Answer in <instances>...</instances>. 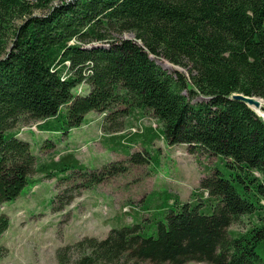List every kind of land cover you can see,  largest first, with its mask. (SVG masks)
<instances>
[{
    "label": "trees",
    "instance_id": "trees-1",
    "mask_svg": "<svg viewBox=\"0 0 264 264\" xmlns=\"http://www.w3.org/2000/svg\"><path fill=\"white\" fill-rule=\"evenodd\" d=\"M126 33L133 39L119 38ZM81 85L87 93L74 94ZM233 94L264 102V0H0V208L54 179L52 212L63 213L125 174L120 162L89 170L72 151L38 161L13 132L35 123L66 138L96 112L110 149L129 156L140 142L129 162H147L144 148L163 140L228 170L203 169L184 202L147 194L123 212L136 215L131 224L116 220L104 239L58 248L57 264H264V122ZM197 96L207 100L192 104ZM135 114L151 115L160 129L139 122L118 134L121 119ZM243 217L259 224L230 231ZM8 226L0 212V235Z\"/></svg>",
    "mask_w": 264,
    "mask_h": 264
},
{
    "label": "rangeland",
    "instance_id": "rangeland-1",
    "mask_svg": "<svg viewBox=\"0 0 264 264\" xmlns=\"http://www.w3.org/2000/svg\"><path fill=\"white\" fill-rule=\"evenodd\" d=\"M119 38L130 40L133 36L126 33ZM152 59L169 74L174 71L186 74L185 70L164 59ZM73 93L84 95L87 87L81 85ZM205 100L203 96H197L191 103ZM258 117L264 122L263 117ZM102 120V114L89 112L83 124L73 129L65 139L40 133L35 123L18 125L13 129L30 144V151L38 161H46L72 151L89 170L120 162L127 171L93 190L81 193L63 213L52 212L51 201L57 193L54 179H42L33 188L30 185L24 187L16 200L0 208V212L9 220L8 229L0 235V264H57L55 253L58 248L72 245L84 237L104 239L111 226L118 222L116 220L131 224L136 215L123 212L129 211V205L141 207L147 194L167 192L177 195L184 202L189 200L190 194L197 188L203 169L212 166L223 173L228 170L220 162L216 164L217 158L214 156L207 158L198 154L191 155L187 153L186 146H169L163 140H156L144 148L147 162H129L132 155L142 150L140 142L133 145L129 156L110 149L100 130ZM139 122L144 128L160 129V124L151 115L135 114L121 119L123 129L118 134L128 136L129 129ZM46 140L53 143V148L45 147ZM123 143L126 144L127 140H123ZM31 177L38 176L33 174ZM139 219L146 220L147 216L141 214ZM242 220L230 226L229 230L243 233L249 227L259 224L255 217H243ZM258 251L264 260V244Z\"/></svg>",
    "mask_w": 264,
    "mask_h": 264
},
{
    "label": "water",
    "instance_id": "water-1",
    "mask_svg": "<svg viewBox=\"0 0 264 264\" xmlns=\"http://www.w3.org/2000/svg\"><path fill=\"white\" fill-rule=\"evenodd\" d=\"M231 98L233 100H237V101H239L241 103H244L255 114H256V112L254 111V109L259 107V104H258L257 100H261L260 98H257V97H246V96H243V95H240V94H233L231 96Z\"/></svg>",
    "mask_w": 264,
    "mask_h": 264
},
{
    "label": "bare ground",
    "instance_id": "bare-ground-1",
    "mask_svg": "<svg viewBox=\"0 0 264 264\" xmlns=\"http://www.w3.org/2000/svg\"><path fill=\"white\" fill-rule=\"evenodd\" d=\"M259 107L255 108L254 111L256 112V115L263 117L264 119V111L262 110L263 107V101L257 100ZM263 102V103H262Z\"/></svg>",
    "mask_w": 264,
    "mask_h": 264
},
{
    "label": "crops",
    "instance_id": "crops-1",
    "mask_svg": "<svg viewBox=\"0 0 264 264\" xmlns=\"http://www.w3.org/2000/svg\"><path fill=\"white\" fill-rule=\"evenodd\" d=\"M40 133H42V132H40ZM42 134H44V135H49V134H46V133H42ZM18 136V135H17ZM55 136H58V135H55ZM19 137V136H18ZM20 138V137H19ZM62 139H65V138H62ZM26 141V140H25ZM59 156V155H58ZM58 156H56V157H54V159L56 160L57 159V157ZM75 156H76V158L78 157L76 154H75ZM78 159V158H77ZM78 160H80V159H78Z\"/></svg>",
    "mask_w": 264,
    "mask_h": 264
},
{
    "label": "built area",
    "instance_id": "built-area-1",
    "mask_svg": "<svg viewBox=\"0 0 264 264\" xmlns=\"http://www.w3.org/2000/svg\"><path fill=\"white\" fill-rule=\"evenodd\" d=\"M136 130L132 129V132H135ZM128 211V210H127Z\"/></svg>",
    "mask_w": 264,
    "mask_h": 264
}]
</instances>
